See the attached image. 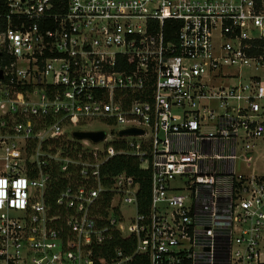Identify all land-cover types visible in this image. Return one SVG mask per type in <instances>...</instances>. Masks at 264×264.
I'll return each instance as SVG.
<instances>
[{
  "label": "built area",
  "instance_id": "1",
  "mask_svg": "<svg viewBox=\"0 0 264 264\" xmlns=\"http://www.w3.org/2000/svg\"><path fill=\"white\" fill-rule=\"evenodd\" d=\"M1 1L0 264H264V0Z\"/></svg>",
  "mask_w": 264,
  "mask_h": 264
},
{
  "label": "trees",
  "instance_id": "2",
  "mask_svg": "<svg viewBox=\"0 0 264 264\" xmlns=\"http://www.w3.org/2000/svg\"><path fill=\"white\" fill-rule=\"evenodd\" d=\"M55 7L63 8L66 5V0H51ZM62 6V7H61ZM0 10H5V4L0 0ZM121 144L116 143V147H120ZM112 169L114 172L125 170L127 173L133 175L140 184L139 196H144V201L141 203L142 208L145 206L149 199L150 188V175H151V159L147 157L141 164L134 156L119 154L111 159ZM128 238L117 237L109 247H103L100 249L98 255L109 256L111 255L114 247H125L128 252H131L132 248ZM131 264H148L147 260L134 256Z\"/></svg>",
  "mask_w": 264,
  "mask_h": 264
},
{
  "label": "rangeland",
  "instance_id": "3",
  "mask_svg": "<svg viewBox=\"0 0 264 264\" xmlns=\"http://www.w3.org/2000/svg\"><path fill=\"white\" fill-rule=\"evenodd\" d=\"M257 73L262 77V81L264 83V69H259ZM112 128L117 129V127H113L109 124H106L102 120H97V121L95 120L88 124H83L77 127L78 130L104 129L107 130L108 132H110ZM250 155L252 156V161L249 168H247L245 162L242 160H239L237 162V166L239 168H242L243 169L242 171L244 172L246 171L250 174L264 175V137L256 140L254 150ZM132 213H133V208L130 209V207L127 205L124 206L125 216L128 217L132 215Z\"/></svg>",
  "mask_w": 264,
  "mask_h": 264
},
{
  "label": "water",
  "instance_id": "4",
  "mask_svg": "<svg viewBox=\"0 0 264 264\" xmlns=\"http://www.w3.org/2000/svg\"><path fill=\"white\" fill-rule=\"evenodd\" d=\"M141 133H143V130L138 128H129L120 131V135L141 134ZM72 135L77 139H90L93 142H98L105 137V132L102 130L99 131L75 130Z\"/></svg>",
  "mask_w": 264,
  "mask_h": 264
},
{
  "label": "crops",
  "instance_id": "5",
  "mask_svg": "<svg viewBox=\"0 0 264 264\" xmlns=\"http://www.w3.org/2000/svg\"><path fill=\"white\" fill-rule=\"evenodd\" d=\"M251 160H252V159H251ZM251 167H252V166H251ZM251 167H250V168H251ZM243 172H244V171H243ZM245 173H248V172L245 171Z\"/></svg>",
  "mask_w": 264,
  "mask_h": 264
}]
</instances>
